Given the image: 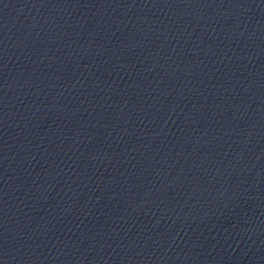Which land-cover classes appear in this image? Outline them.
I'll return each instance as SVG.
<instances>
[{
	"label": "water",
	"instance_id": "1",
	"mask_svg": "<svg viewBox=\"0 0 264 264\" xmlns=\"http://www.w3.org/2000/svg\"><path fill=\"white\" fill-rule=\"evenodd\" d=\"M0 264H264V0H0Z\"/></svg>",
	"mask_w": 264,
	"mask_h": 264
}]
</instances>
